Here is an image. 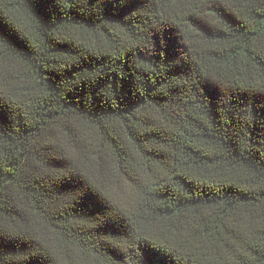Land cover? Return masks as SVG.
<instances>
[{"label":"trees","instance_id":"trees-1","mask_svg":"<svg viewBox=\"0 0 264 264\" xmlns=\"http://www.w3.org/2000/svg\"><path fill=\"white\" fill-rule=\"evenodd\" d=\"M0 264H264V0H0Z\"/></svg>","mask_w":264,"mask_h":264}]
</instances>
